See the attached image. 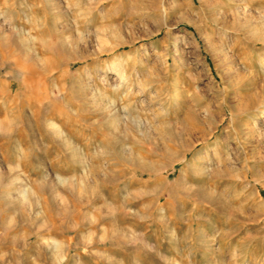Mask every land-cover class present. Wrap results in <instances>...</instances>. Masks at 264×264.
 I'll return each instance as SVG.
<instances>
[{
  "label": "rangeland",
  "instance_id": "374dc122",
  "mask_svg": "<svg viewBox=\"0 0 264 264\" xmlns=\"http://www.w3.org/2000/svg\"><path fill=\"white\" fill-rule=\"evenodd\" d=\"M241 1L0 0V264H264Z\"/></svg>",
  "mask_w": 264,
  "mask_h": 264
},
{
  "label": "bare ground",
  "instance_id": "6f19581e",
  "mask_svg": "<svg viewBox=\"0 0 264 264\" xmlns=\"http://www.w3.org/2000/svg\"><path fill=\"white\" fill-rule=\"evenodd\" d=\"M240 1V0H239ZM243 1H245V0H242L241 2H243ZM250 1V0H249ZM251 3V2H250ZM243 10L244 11H246V8H243ZM244 16V15H243ZM258 17V16H257ZM264 17V15H262V16H260V18H259V20H257V23H259L260 24V27H261V29H262V32L261 33H263L264 32V20L262 19ZM249 18V17H248ZM263 20V21H262ZM260 32V31H259ZM255 40L256 41H262V42H264V37L263 36H256L255 37ZM262 65H263V67H264V61H262ZM263 69V68H262ZM263 71H264V69H263ZM24 78V77H23Z\"/></svg>",
  "mask_w": 264,
  "mask_h": 264
}]
</instances>
